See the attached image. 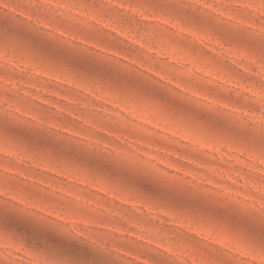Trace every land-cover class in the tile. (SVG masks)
Listing matches in <instances>:
<instances>
[{"label": "rangeland", "instance_id": "obj_1", "mask_svg": "<svg viewBox=\"0 0 264 264\" xmlns=\"http://www.w3.org/2000/svg\"><path fill=\"white\" fill-rule=\"evenodd\" d=\"M183 2L184 12L225 30L251 29L258 40L264 29V0ZM35 28L51 33L42 36L48 48L81 46L79 62L100 71L77 73L4 34ZM123 77L140 91L115 86ZM262 80L258 58L186 28L153 0H0V204L83 237L61 241L81 264H264L239 238L178 206L167 188L129 183L131 173L110 168L111 158H127L194 193L259 205L264 156L247 134L255 124L258 136L264 118ZM144 91L197 111L226 110L216 113L219 123H189ZM5 223L0 264H47L43 249L58 233Z\"/></svg>", "mask_w": 264, "mask_h": 264}, {"label": "snow or ice", "instance_id": "obj_2", "mask_svg": "<svg viewBox=\"0 0 264 264\" xmlns=\"http://www.w3.org/2000/svg\"><path fill=\"white\" fill-rule=\"evenodd\" d=\"M153 6L162 13L179 15L186 28L194 32L204 33L205 35H213L223 45L242 50L249 56L258 58L264 64V29L261 30L260 37L257 40L249 35L251 29H244L242 31L225 30L210 16H200L184 12L183 9L186 5L183 0H153ZM171 30L175 31L174 26ZM46 32V28L26 29L15 32L4 30L5 37L12 42L38 52L40 55L61 63L77 73L92 75V73L100 71V69L96 68H85L79 62L77 59L80 53L77 49L81 47L79 45L72 49L66 47L54 49L46 47L42 43V36L47 37V35H51V33L45 35ZM93 38L96 39L97 37L94 36ZM57 39H62V37H57ZM184 39L191 40V33L185 36ZM195 43L193 42V44ZM184 46L189 47L188 44ZM191 51L193 54H196L197 47L193 46ZM114 83L117 87L140 91L139 86L133 84L128 77H123ZM259 88L261 94H264V80L260 81ZM175 91L180 93L179 88ZM143 94L150 96L151 99L158 103L170 106L177 117L189 123L206 124L205 122L211 121L213 117H217V123H219L220 118L216 113L226 110V108L213 109L211 104H207L205 108L197 111V108L181 101L178 97L151 94L149 91H144ZM180 95H183V93H180ZM202 103L205 102L202 101ZM249 111H252L251 107ZM255 128L256 125L251 124L247 135L254 142V146L259 148L261 155L264 156V118L260 121L258 136L253 131ZM4 134H13V130L6 127ZM261 163L264 164V160ZM110 168L123 169L126 174L131 173L129 183H131L132 178H135L137 181H144L145 183L167 188L169 196L177 201L178 206L185 208L194 218H203L205 222L211 223L236 236L247 247L257 252L261 261L264 262V194L259 198L262 202L259 205L252 202V197L244 200L217 199L197 194L175 185L167 177L161 176L152 170L141 168L132 160L122 157L111 158ZM110 178L117 181L115 176ZM117 182L123 184V181ZM261 191L264 193V177H261ZM185 197H190L191 202H186ZM9 217L23 221L28 227L34 226L37 229L43 230L52 229L59 234V239L51 240L43 249L44 253L49 257L47 264H81L79 260L74 259L62 250L61 241L77 238L82 240L83 237L77 236L75 232L65 230L64 225L57 227L56 224L50 223L51 218L44 216L42 213L24 214L19 206L11 205L6 200L3 204H0V230L5 232L9 230V225L5 223V220ZM218 264H228V262L220 260ZM248 264H255V258L249 261Z\"/></svg>", "mask_w": 264, "mask_h": 264}]
</instances>
